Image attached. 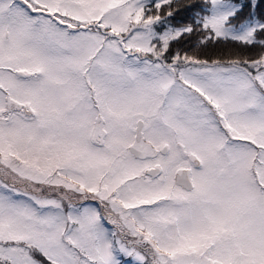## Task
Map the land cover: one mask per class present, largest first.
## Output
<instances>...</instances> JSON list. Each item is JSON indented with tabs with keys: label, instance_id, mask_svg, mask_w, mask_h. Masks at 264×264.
I'll return each instance as SVG.
<instances>
[{
	"label": "snow or ice",
	"instance_id": "snow-or-ice-1",
	"mask_svg": "<svg viewBox=\"0 0 264 264\" xmlns=\"http://www.w3.org/2000/svg\"><path fill=\"white\" fill-rule=\"evenodd\" d=\"M0 264H264V0H0Z\"/></svg>",
	"mask_w": 264,
	"mask_h": 264
}]
</instances>
